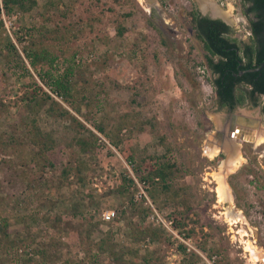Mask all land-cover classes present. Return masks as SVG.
I'll return each instance as SVG.
<instances>
[{
  "label": "rangeland",
  "instance_id": "1",
  "mask_svg": "<svg viewBox=\"0 0 264 264\" xmlns=\"http://www.w3.org/2000/svg\"><path fill=\"white\" fill-rule=\"evenodd\" d=\"M149 1L27 0L8 14L0 0V264H264V138L245 137L264 131V96L234 110L252 128L231 129L192 23L203 7L249 43L244 3ZM32 51L45 54L38 69ZM59 78L71 88L65 100L46 82ZM37 85L52 98L33 97ZM77 138L94 144L83 152ZM225 141L241 159L219 201ZM157 162L173 165L167 185L137 173ZM106 210L115 221H100ZM5 217L9 237L26 242L18 252L4 240ZM146 225L156 240L134 239Z\"/></svg>",
  "mask_w": 264,
  "mask_h": 264
},
{
  "label": "trees",
  "instance_id": "2",
  "mask_svg": "<svg viewBox=\"0 0 264 264\" xmlns=\"http://www.w3.org/2000/svg\"><path fill=\"white\" fill-rule=\"evenodd\" d=\"M242 1L244 3V13L249 18V27L252 33L249 43L240 42L237 38L232 37V27L223 19L202 15L197 10L192 13V23L196 37L202 42L206 50V64L213 75L211 80L215 93L218 96L220 104L230 108H235V106L243 104L247 99L264 96V65L260 69H256L264 62V0ZM26 2L27 0H4V7L6 12L11 14L15 7L26 10L28 7ZM12 46L14 47L13 43ZM26 56L30 61V65L36 69L39 67L40 60H44L45 58V54L42 52L34 51L28 53ZM46 56L48 57L47 53ZM46 82L51 91L63 97L64 100L65 97L67 99L68 95L71 93L69 84L64 83L60 78ZM241 85L250 88H242ZM32 96L37 100L52 98L51 94L44 91L41 85L36 86ZM52 100L53 103L58 104L56 99ZM98 129L100 132L104 131L102 127ZM39 135H41V130ZM94 136L97 142L98 136L95 134ZM76 142L83 152H88L94 144V141L89 138H77ZM69 171V169H65L64 172L69 174ZM78 171L82 172V169L79 168ZM137 173L142 180H161L162 183L165 184L169 182L174 172L173 165H170L168 162H157L156 166L150 167L147 172L138 169ZM130 182L133 183V180L130 179ZM76 208L77 207H75V216L78 215V209L76 210ZM1 221V230L5 237L4 240L9 238L8 241L11 243L9 244L10 248L18 252L26 242L18 238L12 239L9 237L8 217L3 218ZM100 221L102 223H111L115 221V218L110 222H106L102 219ZM101 222L91 223L90 221V227L100 225L102 224ZM157 230L158 229L151 225H146L143 228L138 227L134 229L133 237L136 240L140 237H149L152 241H155L156 237L159 236ZM108 239L109 237L103 239L98 244V250L106 252L107 249H109L111 243ZM0 243H2V240H0ZM43 252L44 251L35 250L34 254L37 255ZM98 255V251L93 254L90 253L91 259L89 260L94 262L99 259ZM30 262H35L33 257L27 259L26 264ZM35 263H37V261ZM39 263L46 264L45 261H40Z\"/></svg>",
  "mask_w": 264,
  "mask_h": 264
},
{
  "label": "bare ground",
  "instance_id": "3",
  "mask_svg": "<svg viewBox=\"0 0 264 264\" xmlns=\"http://www.w3.org/2000/svg\"><path fill=\"white\" fill-rule=\"evenodd\" d=\"M139 1L142 4L146 3L145 7L149 6L152 3L149 0H139ZM202 5L206 6V4L204 2H202ZM238 123H239V126H238L239 128L237 127L236 129H237V133L239 134L240 131H243V130L241 129V125L242 124L240 122H238ZM249 126L252 128V126H253L252 122L250 123ZM246 137L249 138L250 140H254V141H257V142L261 143V141L264 138V131L254 130V132H253V131H251L249 129L246 132ZM215 145L216 144H214V146H211V156L218 149ZM221 146L225 150V152L228 154V157L222 163L221 170L219 171V173L216 174V179H217V182H218V186H217L216 190H217L219 201H226V200L230 199V195H229L228 185H227V183L225 181V175H226L227 171H230L231 169H233L234 167L237 166V163L240 162L241 156L239 155L236 147L235 146L233 147L230 142L225 141V142L222 143ZM244 235H246V234H244ZM246 250L251 251L252 254H253V257L255 259L259 258L258 257V250L254 246H252V244L250 242H248V241H247V244H246Z\"/></svg>",
  "mask_w": 264,
  "mask_h": 264
},
{
  "label": "flooded vegetation",
  "instance_id": "4",
  "mask_svg": "<svg viewBox=\"0 0 264 264\" xmlns=\"http://www.w3.org/2000/svg\"><path fill=\"white\" fill-rule=\"evenodd\" d=\"M249 30H250V27H249ZM251 35H252V33L251 32H249ZM250 35V36H251ZM241 86H243V85H241ZM250 88V87H249ZM217 96V95H216ZM256 98H258V97H255V98H253V99H255V102H257V100H256ZM217 100L219 101V99H218V96H217ZM219 103H220V101H219ZM238 106H240V105H237V106H235V108H230V107H228L227 106V109H228V111L230 112V123H231V129H234L235 127L237 128L238 126H239V123L238 122H240L242 125H241V129L242 130H244L242 127H244L243 126V123L245 122V120H244V115L243 114H240V113H236V112H234V110L238 107ZM251 122H252V120H251ZM250 122V123H251ZM248 125H250V124H248ZM246 127H250V126H246ZM230 130V129H229ZM231 132V131H230ZM230 134H232V132L230 133ZM242 135H244V134H242ZM243 137V136H242ZM246 137V136H245ZM246 139V138H245Z\"/></svg>",
  "mask_w": 264,
  "mask_h": 264
},
{
  "label": "built area",
  "instance_id": "5",
  "mask_svg": "<svg viewBox=\"0 0 264 264\" xmlns=\"http://www.w3.org/2000/svg\"><path fill=\"white\" fill-rule=\"evenodd\" d=\"M115 216H116L115 210H106L101 213V219L106 222H110L114 220Z\"/></svg>",
  "mask_w": 264,
  "mask_h": 264
},
{
  "label": "water",
  "instance_id": "6",
  "mask_svg": "<svg viewBox=\"0 0 264 264\" xmlns=\"http://www.w3.org/2000/svg\"><path fill=\"white\" fill-rule=\"evenodd\" d=\"M201 10H202V12H203L202 14H203V15H206V14H205V13H206L205 10H207V9H205V8L202 7ZM217 11H218V10H217ZM216 13H217V12H210V13H209V16L212 17V18H220V17H217V14H216ZM218 13H219V12H218ZM221 18L224 19V17H221ZM263 65H264V62L262 63V65H261L260 67H258V68H256V69H260ZM256 69H254V70H256Z\"/></svg>",
  "mask_w": 264,
  "mask_h": 264
}]
</instances>
